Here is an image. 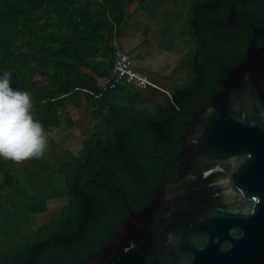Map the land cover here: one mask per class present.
I'll return each instance as SVG.
<instances>
[{
  "label": "trees",
  "instance_id": "obj_1",
  "mask_svg": "<svg viewBox=\"0 0 264 264\" xmlns=\"http://www.w3.org/2000/svg\"><path fill=\"white\" fill-rule=\"evenodd\" d=\"M131 2L0 0V77L9 73L13 90L31 93V114L43 129L60 127L59 112L67 102L77 108L84 102L95 119L107 112L106 129L95 127L77 158L55 170L68 187L75 173L87 165H102L123 174L133 166L135 156H140L138 141L146 149L157 150L163 142H173L189 110L196 103L208 102L225 77L221 63L206 60L204 51L229 64L232 50L238 45L245 47L252 38L250 31L236 33L235 28L218 33L213 21L225 16L232 6L245 19L252 14L253 23L264 18L263 11L245 0H192L187 10L189 37L197 46L187 69L192 80L185 88L171 93L165 90L163 102L146 111L148 108L137 107L139 93L126 90V86L110 91L101 87L111 71L112 40L125 25V9ZM105 62L109 66L104 68L100 64ZM132 130H141L143 136L134 135ZM162 155L167 160L172 157L171 153ZM13 162L0 158V193L15 185L13 177L4 172ZM173 173L169 171V179ZM61 214L52 224H43L33 242L19 254L0 256V264H78L112 235L101 229L106 212L102 216L93 208L69 204ZM44 232L52 233L54 240H43L40 235ZM39 247H45L42 258L32 253Z\"/></svg>",
  "mask_w": 264,
  "mask_h": 264
},
{
  "label": "water",
  "instance_id": "obj_2",
  "mask_svg": "<svg viewBox=\"0 0 264 264\" xmlns=\"http://www.w3.org/2000/svg\"><path fill=\"white\" fill-rule=\"evenodd\" d=\"M219 85L190 111L171 183L78 264H264V41Z\"/></svg>",
  "mask_w": 264,
  "mask_h": 264
},
{
  "label": "rangeland",
  "instance_id": "obj_3",
  "mask_svg": "<svg viewBox=\"0 0 264 264\" xmlns=\"http://www.w3.org/2000/svg\"><path fill=\"white\" fill-rule=\"evenodd\" d=\"M191 1L182 0L181 4L188 9ZM149 12L151 15L147 16L152 19L155 17L153 21L140 23L136 17H132L133 24H129L126 30L122 28V49L131 56L134 70L148 74L151 82L159 86L158 88L162 87L169 93L185 88L192 80L189 70L179 69L181 58L189 54L187 49L193 46L187 20L180 21V26L176 27L170 21H160L159 16H155V13L158 14L157 6L149 7ZM155 22L159 24L156 23L153 27ZM131 34L134 36L133 44L137 46V51L125 47L126 37ZM171 67L173 71L178 67L176 75L164 76ZM126 90L139 93L137 107L148 108L146 111L153 110L164 99L163 91L151 87L138 90L127 87ZM67 104L59 115L60 127L44 129L47 136L44 154L39 158L26 160L23 168L19 170L13 166L4 170L14 178L15 185L14 188L4 189L0 193V256L8 258L19 254L33 242L36 232L43 224H52V221L63 216L62 204L66 201L64 178L55 170L59 165L77 158L82 151L83 142L93 132L89 107L82 104L76 109ZM106 123L105 111L99 125L104 128Z\"/></svg>",
  "mask_w": 264,
  "mask_h": 264
},
{
  "label": "flooded vegetation",
  "instance_id": "obj_4",
  "mask_svg": "<svg viewBox=\"0 0 264 264\" xmlns=\"http://www.w3.org/2000/svg\"><path fill=\"white\" fill-rule=\"evenodd\" d=\"M245 1L251 2L259 10L264 12V0ZM251 18H253V16L249 14L247 19H245V17H242L234 6H232L225 16L220 15L217 20L213 21L215 26L214 29L222 34L226 30L232 28L237 29L236 33L242 32L243 30L250 31L252 35L251 40H254L255 47L259 48L263 45L264 40L260 36H255L254 31L264 26V18L263 21L256 20L254 23L250 20ZM216 37L221 40L218 36H214L213 38L216 39ZM260 40L262 41L261 44L258 43ZM223 42H225V40H223ZM248 44L249 43H247L245 47L244 45H238L232 50L230 56L233 58V61L229 64L220 60V56L216 54L208 55V53L204 51V56L206 60L211 59L215 62H220L222 67L221 73L226 76L227 70L234 67L236 62L245 58ZM196 47L197 46L193 43L192 48L187 49L189 54L182 57V64L186 69H189L192 63L191 56ZM201 47L202 45L199 51L203 53ZM199 72H201V70ZM208 102L203 104L196 103L195 107L189 110V116L184 117L181 123V131L177 132L174 136L175 140L173 142L167 140L163 142L157 150L154 147H147L146 149L142 141H138L137 148L140 156H135L133 166L126 169L123 174H116L113 170L102 165H87L86 169L75 173L76 177L71 181L69 187L66 186L64 182V199H66V201L62 204L63 209L61 213L69 204H77V206L83 205L84 208H93L101 215L106 212L107 216L101 229L107 234L116 232L129 210L134 212L142 210L155 198L160 190L171 183L177 173V168L175 165H169V163L176 151L180 148L181 135L188 129L187 120L191 119L190 111H197ZM132 133L138 137L143 136L141 130H132ZM163 152L171 153L172 157L169 160L165 159L162 155ZM193 170H195V173H193ZM169 171H174L172 179H169ZM191 173L195 176L197 174V168L194 167ZM118 219L119 223H117ZM40 236L43 240H50L51 242L54 240L52 233L44 232ZM44 251L45 247H39L38 249L35 248L32 253L42 258ZM35 255L34 258H37ZM52 256L55 257V254L52 253Z\"/></svg>",
  "mask_w": 264,
  "mask_h": 264
},
{
  "label": "clouds",
  "instance_id": "obj_5",
  "mask_svg": "<svg viewBox=\"0 0 264 264\" xmlns=\"http://www.w3.org/2000/svg\"><path fill=\"white\" fill-rule=\"evenodd\" d=\"M31 108V93L13 90L9 73L0 77V158L19 163L44 154L47 136Z\"/></svg>",
  "mask_w": 264,
  "mask_h": 264
},
{
  "label": "crops",
  "instance_id": "obj_6",
  "mask_svg": "<svg viewBox=\"0 0 264 264\" xmlns=\"http://www.w3.org/2000/svg\"><path fill=\"white\" fill-rule=\"evenodd\" d=\"M181 1L182 0H132L131 4L125 9V14H124L125 25L123 26V29L126 30V28H128V26H129V24L130 25L133 24V23H131L132 17L133 18L136 17L140 23H146V21H148V22L153 21V19L155 17L152 19V18H150V16H147V15H151V13L149 12V7H151V6L152 7H155V6L158 7V14L156 15V13H155V16H159L158 18L160 19V21L168 20L174 26L179 27L180 21L187 20V10H188L185 8V6L183 4H181ZM185 9H186V12H185ZM156 23L157 22L154 23L153 27L155 26ZM187 23H188V21H187ZM158 24H159V22L157 23V25ZM185 35L188 36L187 34H184V36ZM121 38H122V29H121V32L119 33L118 37L115 39V43L117 44V46H119L122 49L124 44L122 45ZM125 42L127 43V44H125V47L127 46L131 51L132 50L133 51L138 50L137 46H134V44H133L134 43L133 34L128 35L126 37ZM187 47H188V45H187ZM130 53H132V52H130ZM131 60H132V58H131ZM181 60H182V58H181ZM132 63H133V61H132ZM100 65L105 68V67L109 66V63L105 62V63H101ZM133 68H134V65H133ZM177 68L178 67H176V70L174 69L175 71H173L172 67H171L170 70L165 72L164 76H166V77H169L170 75L175 76L176 72L178 71ZM179 69H186V67L183 66V64L181 63V65L179 64ZM139 73H141V72H139ZM141 74H144V73H141ZM144 75H146L149 78L148 74H144ZM159 89L165 90L162 87H160ZM67 103L66 104L69 105L71 108L74 107L77 109V107H75L72 102H67ZM82 104L85 105L84 102H82ZM90 112H92V109L90 110ZM60 113L61 112H59V115H60ZM91 116H92V114H91ZM92 119H93V121H92L93 130L95 127H98L102 130L106 129L107 123L104 126V128L100 127V125H99V120L101 119V117L98 119H95L92 117ZM25 163H26V160L21 161L19 163L13 162L10 166H13L19 170L20 168H23V164H25ZM14 182H15V180H14Z\"/></svg>",
  "mask_w": 264,
  "mask_h": 264
},
{
  "label": "built area",
  "instance_id": "obj_7",
  "mask_svg": "<svg viewBox=\"0 0 264 264\" xmlns=\"http://www.w3.org/2000/svg\"><path fill=\"white\" fill-rule=\"evenodd\" d=\"M113 54L110 75L102 81V91H110L118 86L132 87L134 89H145L146 87L159 89L144 74L134 70L131 57L123 51L115 40H112Z\"/></svg>",
  "mask_w": 264,
  "mask_h": 264
}]
</instances>
